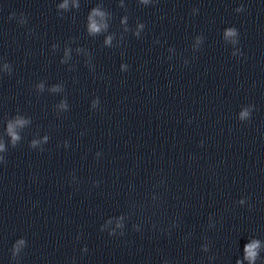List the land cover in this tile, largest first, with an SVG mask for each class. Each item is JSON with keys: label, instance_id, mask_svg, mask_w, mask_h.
<instances>
[{"label": "water", "instance_id": "95a60500", "mask_svg": "<svg viewBox=\"0 0 264 264\" xmlns=\"http://www.w3.org/2000/svg\"><path fill=\"white\" fill-rule=\"evenodd\" d=\"M88 264H264V79L186 148Z\"/></svg>", "mask_w": 264, "mask_h": 264}, {"label": "clouds", "instance_id": "9594fccd", "mask_svg": "<svg viewBox=\"0 0 264 264\" xmlns=\"http://www.w3.org/2000/svg\"><path fill=\"white\" fill-rule=\"evenodd\" d=\"M91 30L92 31H98L99 29L97 28V26L95 24H92Z\"/></svg>", "mask_w": 264, "mask_h": 264}]
</instances>
